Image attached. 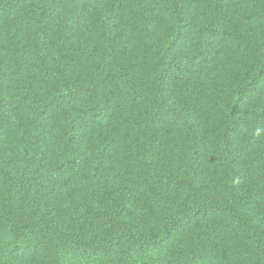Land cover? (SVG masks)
Listing matches in <instances>:
<instances>
[{
    "label": "trees",
    "instance_id": "obj_1",
    "mask_svg": "<svg viewBox=\"0 0 264 264\" xmlns=\"http://www.w3.org/2000/svg\"><path fill=\"white\" fill-rule=\"evenodd\" d=\"M0 264H264V0H0Z\"/></svg>",
    "mask_w": 264,
    "mask_h": 264
}]
</instances>
